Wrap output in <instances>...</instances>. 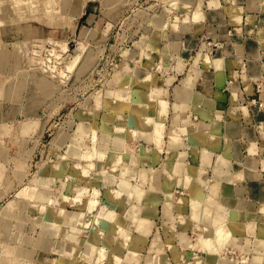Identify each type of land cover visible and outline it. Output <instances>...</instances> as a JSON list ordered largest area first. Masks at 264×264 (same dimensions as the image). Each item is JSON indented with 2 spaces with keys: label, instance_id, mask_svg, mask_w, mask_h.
I'll return each instance as SVG.
<instances>
[{
  "label": "rangeland",
  "instance_id": "1",
  "mask_svg": "<svg viewBox=\"0 0 264 264\" xmlns=\"http://www.w3.org/2000/svg\"><path fill=\"white\" fill-rule=\"evenodd\" d=\"M175 1L56 0L54 11L57 12L50 14L43 0H29L24 8L16 6L12 0H0V264H29L36 250H51L63 256L67 251L70 254L86 229L93 227L91 230H94L105 221L118 224L123 219L134 223L138 233L150 234L153 221L142 215L139 204L143 201L145 189L156 187L157 173L148 174L146 169L135 172L131 165L122 162L124 154L134 157L136 152L126 144L129 135L126 127H120L127 131L126 135H119L120 128H115L114 137H110L113 119L105 115L103 106L113 96V87L118 85L119 78L122 79L125 72L136 71L132 63H142L145 49L153 50L150 41L146 40L147 33L156 38L160 28H169L171 17L184 18L193 9L192 19L199 20L196 14H202L203 0ZM33 4L39 5L36 8L37 19L27 17L29 5ZM179 28L186 29L187 26L182 24ZM62 45L66 46L65 51L61 50ZM74 57L79 59L69 71L67 67ZM204 64L197 66L198 63H194L198 68ZM198 70L194 68L190 72ZM116 72L120 74L118 78H115ZM42 79L52 81L50 83L54 84L56 93L47 95V92L44 96L37 84ZM256 87L259 88L263 108L264 95L261 96V86ZM176 90L177 97L189 94L188 90L182 92L183 88ZM161 95L166 93L162 91L159 96L151 97L149 92L151 99ZM92 108L93 116L90 114ZM144 120L142 122L147 125L149 120ZM155 123L162 128L160 143L153 138ZM165 129L163 120L153 119L151 130L129 132L131 136L159 146ZM182 134L183 129H170L167 135L169 146L183 147V143H179ZM74 143H77L80 155L73 153ZM91 148L93 150H89ZM84 149L94 153L91 159L81 156ZM109 157L114 159L113 166L117 169L107 166ZM17 166L20 170H16ZM187 166V153L182 149L170 167L174 173L185 177ZM219 167L217 164L215 169ZM121 181L126 183V189L121 188ZM215 183L216 180L199 183L207 191L202 197H187L183 192L178 194L179 201L189 207L187 219L199 224H193L190 232H187L190 227L180 229L176 236L171 234L168 241L176 237L178 245L188 251L183 264H264V225L252 223L255 217L241 213V205L231 208L219 203L218 192L214 191ZM106 190L115 193L117 199L111 201ZM240 190L237 188L236 193ZM173 198L169 193L162 207L163 224L169 227L177 220L171 208ZM118 199H124L126 203H116ZM92 200L97 205L89 209V201ZM192 201L196 204L193 205ZM145 202L152 205L153 199L148 197ZM210 202L214 206H208ZM240 218L247 221L243 226L237 225ZM143 219L146 220V230L140 227ZM230 221H234L236 226H232L234 224ZM230 226L235 230L232 236L234 230L230 232ZM216 227L225 231L224 237H227L224 242L228 245L218 248L219 242L224 243V237H217L219 242L217 245L214 240L213 250L209 248L211 244L209 247L206 244L200 246L206 240L204 236L211 237L207 238L208 243L213 241L212 236L216 238ZM235 228L240 230L237 234ZM119 232L128 237L127 228L119 226ZM58 236H63L66 242L57 240ZM19 248H24L25 254L19 252ZM162 250L160 230L156 229L148 250L150 258H147V264H160ZM209 251L215 254L212 256ZM128 252L130 255L126 262L139 263V253L134 248ZM80 255L88 260L95 255L96 263L103 264L106 250L87 243ZM52 263L57 264L56 260Z\"/></svg>",
  "mask_w": 264,
  "mask_h": 264
},
{
  "label": "crops",
  "instance_id": "2",
  "mask_svg": "<svg viewBox=\"0 0 264 264\" xmlns=\"http://www.w3.org/2000/svg\"><path fill=\"white\" fill-rule=\"evenodd\" d=\"M201 6L202 19H192L193 9L184 18L171 17L169 28H160L156 38L146 34L153 50L145 49L142 63H132L136 71L125 72L118 82L122 86L113 87V96L103 106L105 115L113 119L110 137H114L115 128L126 127L129 134L126 144L136 152L134 157L124 154L122 162L131 165L135 172L146 169L148 174L157 173L156 187L146 188L139 204L142 215L153 221L150 234L138 233L134 223L123 219L118 224L105 221L101 222L102 227L86 229L72 253L67 251L63 256L51 250H36L29 264H53L55 260L57 264H97L95 255L90 260L80 255L87 243L106 250L103 264H136L126 262L131 248L140 255L137 264H147L156 229L160 230L163 247L160 264H183L188 251L178 245L176 237L172 242L168 240L180 229L190 227L187 230L190 232L193 224L199 223L187 219L189 207L179 201L178 194L206 195L207 191L199 185L202 180H216L214 191L218 192L222 205L231 208L241 205V213L255 217L252 223L264 225V106L258 108L250 101L257 85L261 86V96L264 95V0H203ZM182 24L187 28L180 29ZM201 61L204 67L194 65L201 66ZM194 68L199 70L190 72ZM177 88H183L182 92L188 90L189 94L177 97ZM162 91L166 95L157 99L149 96V92L153 97ZM93 111L94 108L90 111L92 116ZM144 119L149 120L147 125ZM153 119L163 120L166 126L159 146L130 135L129 131L151 130ZM173 128L183 129L179 140L183 147L169 146L167 135ZM154 130L153 126L155 140ZM182 149L187 153L189 165L185 177L170 167ZM110 157L106 159L107 166L115 170L117 166H113L114 159ZM217 164L220 167L215 169ZM236 186L241 188L238 193ZM169 193L174 196L171 208L177 217L170 227L163 224L162 218V207ZM148 197L153 199L152 205L145 204ZM116 203L126 202L118 199ZM207 204L214 206L213 202ZM244 222L247 221L240 218L237 225L243 226ZM118 225L127 228L128 237L120 234ZM146 226V220H141L140 227L146 230ZM57 238L66 242L63 236Z\"/></svg>",
  "mask_w": 264,
  "mask_h": 264
},
{
  "label": "bare ground",
  "instance_id": "3",
  "mask_svg": "<svg viewBox=\"0 0 264 264\" xmlns=\"http://www.w3.org/2000/svg\"><path fill=\"white\" fill-rule=\"evenodd\" d=\"M28 1L29 0H12V2L16 5V6H23V8L26 6V5H28ZM44 1V4L46 5V7L48 8L47 9V12L48 13H50V12H52V11H54V9H55V6H56V3H58V2H56V0H43ZM175 1V0H174ZM177 1H175V3H176ZM174 3V4H175ZM178 3V2H177ZM57 5H59V4H57ZM172 5H173V3H172ZM178 5V4H177ZM37 6H39L38 4H36V5H29V10H28V12H27V17H30L31 16V18H35L36 17V19H37V16H36V14H37V10L38 9H36L37 8ZM83 6V5H82ZM174 6V5H173ZM45 7V8H46ZM57 7V6H56ZM58 10V9H57ZM45 11V10H44ZM44 11H43V13H44ZM54 12H57V11H54ZM48 13H46V11H45V13L44 14H48ZM50 14H52V13H50ZM78 15V14H77ZM196 18L197 19H202V14L201 13H199V14H196ZM39 20V19H38ZM35 21V20H34ZM154 22H155V20H154ZM155 23H157V22H155ZM160 23V22H159ZM158 24V23H157ZM161 24H162V22H161ZM35 43V42H34ZM64 44V43H63ZM62 46H64L63 47V49H61V50H64L65 51V49H66V46L65 45H62ZM61 48V47H60ZM92 53V52H91ZM92 58V57H91ZM78 57H74L73 58V60H72V62L69 64V66L67 67L68 68V70L70 71H72V69L75 67V65H76V63H77V61H78ZM62 73V72H61ZM62 75V74H61ZM64 76V75H63ZM63 76H61V77H63ZM120 76V74H119V72L117 73L116 72V74H115V78H118ZM121 76H123V75H121ZM119 79H121V78H119ZM39 80V79H38ZM50 82H52V81H49V80H47V79H42L41 81H39V83H37L41 88V90H42V92H43V95L45 96V94H47V92H48V94L47 95H49V93H53V92H55V90H53L54 89V84L52 85ZM113 84V83H112ZM49 88H52L51 90L52 91H50L49 90ZM56 88V87H55ZM59 90H60V87L58 88ZM46 92V93H45ZM56 93V92H55ZM45 98V97H44ZM97 99V98H96ZM264 117V116H263ZM261 119V118H260ZM263 120V119H262ZM154 127H155V130H154V137H155V140L156 141H159L160 140V137H161V133H162V128H161V126L159 125V124H155L154 125ZM126 130H124L123 128H120L119 130H118V134L119 135H126ZM96 137V136H95ZM93 143V142H92ZM93 145V144H92ZM96 145H94V147H95ZM71 147H72V145H71ZM70 150V149H69ZM80 150V149H79ZM89 150H93L92 148L91 149H89ZM95 150H96V148H95ZM95 150H94V152H95ZM84 151H85V149H84ZM70 152H71V150H70ZM74 152H76V153H78V145H77V143H74L73 144V153ZM92 152V151H91ZM80 153V152H79ZM78 153V154H79ZM93 153V152H92ZM92 153H90L89 151H85V152H83V153H81V156L83 157V158H89V159H91L90 157H91V155H92ZM75 154V153H74ZM78 154H76V155H78ZM94 154V153H93ZM96 154V153H95ZM80 155V154H79ZM98 155L100 156V154H97L96 156L98 157ZM95 156V155H94ZM95 156V157H96ZM97 157H96V159H97ZM103 157V156H102ZM104 157H105V155H104ZM82 158V159H83ZM88 160V159H87ZM16 170H20V166H17L16 167ZM24 170V169H23ZM22 176H23V174H22ZM31 182V181H30ZM120 186H121V188H123V189H126L127 188V186H126V183L124 182V181H121V184H120ZM32 188V187H31ZM46 191V190H45ZM35 192H37V190H35ZM94 192V191H93ZM97 194H98V192H96ZM96 193H94V195L96 194ZM107 195H108V197H109V199L111 200V201H115L116 199H117V196H116V194L115 193H113L112 194V192H108L107 193ZM35 196V195H34ZM93 196V195H92ZM34 198V197H33ZM97 198V197H96ZM41 199V198H40ZM94 200V199H93ZM93 200L92 201H89V209H93V207H95L96 205H95V203L96 202H93ZM96 200V199H95ZM94 200V201H95ZM209 200H210V198H209ZM215 200V199H214ZM216 201V200H215ZM98 202V201H97ZM192 203H193V205H195L196 203H195V201H192ZM220 203V202H219ZM95 205V206H94ZM223 207V206H222ZM88 208V207H87ZM230 212H232V211H230ZM93 213V212H92ZM240 213V212H239ZM100 214H102V213H100ZM108 215V214H107ZM225 215V214H224ZM228 215H229V213H228ZM236 215V214H235ZM108 216H110V215H108ZM230 216V215H229ZM238 216H241V215H239L238 214ZM228 217V216H227ZM233 217V216H232ZM229 220H230V218H229ZM232 220H234V219H232ZM97 221H98V218H97ZM96 221V222H97ZM99 222V221H98ZM231 222V221H230ZM229 222V223H230ZM225 223H227V222H225ZM231 223H233L234 224V221L233 222H231ZM75 224H78V223H75ZM220 224H221V221H220ZM236 224V223H235ZM232 225V226H236V225ZM99 225V224H98ZM224 225V224H223ZM208 226V225H207ZM226 226V225H225ZM74 227V226H73ZM215 227V226H214ZM220 227H223L222 225L220 226ZM220 227H216L217 229H216V232H215V234H216V238L214 239L213 238V236H212V239H213V241L212 242H210V240H209V243H208V240H207V238H209V237H207V238H205V236L203 237V235H201V237H203L204 239H206V240H204V244H200V246L201 245H209V244H211L210 245V247L209 248H213V246H212V243H214L215 241H216V239H217V237H219V239L220 238H222V237H224V235H225V231L223 232L222 231V229H219ZM228 226H226V228H227ZM231 227V226H230ZM77 228V227H76ZM76 228H73V229H76ZM205 228V227H204ZM225 227H223V229H224ZM229 228V227H228ZM234 228V227H233ZM232 227H231V230L230 229H227V231L228 230H230V232L232 231V229H233ZM237 228V227H236ZM235 228V229H236ZM70 229V228H69ZM209 229H211L210 227H209ZM214 230H215V228H213ZM204 230V229H203ZM226 230V229H225ZM234 230V229H233ZM70 231V230H69ZM211 231V230H210ZM240 231V230H239ZM238 231V229H236V234H237V232H239ZM67 232V231H66ZM71 232H73L74 233V231L72 230ZM70 232V233H71ZM78 232H79V230H78ZM207 232H208V229H207ZM213 232V231H212ZM213 232V233H214ZM229 232V233H230ZM212 233V234H213ZM235 233V230L233 231V232H231V236L233 235V234ZM210 234V233H209ZM226 234H227V232H226ZM69 235V234H68ZM207 235V234H206ZM214 235V234H213ZM209 236H211V235H209ZM225 237H227V235L225 236ZM225 237H224V240H223V242L226 240L225 239ZM75 238V237H74ZM199 239H200V237H199ZM209 239H211V237L209 238ZM228 239H229V241H231L230 239H231V237L229 238L228 237ZM197 240V239H196ZM203 239H201V241H202ZM215 240V241H214ZM43 241V240H42ZM218 242H219V240H217ZM216 241V243H217V245H218V242ZM41 242V241H40ZM203 242V241H202ZM219 243H221V245L219 246L218 245V248L220 247V249H222V247L227 243V242H224V243H222V241L221 242H219ZM197 244H198V242H197ZM215 245V244H214ZM217 245H215V246H217ZM226 245H228V243L226 244ZM197 246V245H196ZM212 246V247H211ZM227 247V246H226ZM225 247V248H226ZM230 247V246H229ZM199 248V247H198ZM205 248V247H204ZM218 248H216V249H218ZM210 249V250H211ZM213 250V249H212ZM215 250V249H214ZM227 250V249H226ZM18 251L20 252L21 251V253H24L25 254V250H24V248H19L18 249ZM221 251V250H220ZM223 251V250H222ZM221 251V252H222ZM210 252H212V251H209V254H211ZM217 253L216 254H218L219 253V251L217 250L216 251ZM214 253V252H213ZM224 253V252H223ZM215 254V253H214ZM214 254H211L212 256L214 255ZM219 255V254H218ZM216 256V255H215Z\"/></svg>",
  "mask_w": 264,
  "mask_h": 264
},
{
  "label": "built area",
  "instance_id": "4",
  "mask_svg": "<svg viewBox=\"0 0 264 264\" xmlns=\"http://www.w3.org/2000/svg\"><path fill=\"white\" fill-rule=\"evenodd\" d=\"M259 95V88L258 87H255V90H254V95L253 97L250 99L251 103L252 104H255L258 106V108H262V104H261V99H260V96Z\"/></svg>",
  "mask_w": 264,
  "mask_h": 264
}]
</instances>
